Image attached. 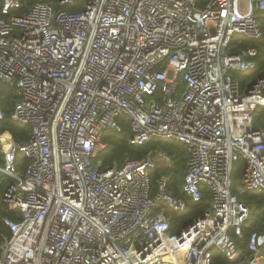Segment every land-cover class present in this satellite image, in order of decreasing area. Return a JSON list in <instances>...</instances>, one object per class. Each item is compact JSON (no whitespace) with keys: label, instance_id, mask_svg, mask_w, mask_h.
I'll return each mask as SVG.
<instances>
[{"label":"built area","instance_id":"1","mask_svg":"<svg viewBox=\"0 0 264 264\" xmlns=\"http://www.w3.org/2000/svg\"><path fill=\"white\" fill-rule=\"evenodd\" d=\"M243 2V3H242ZM0 0V82L17 89L11 119L29 126L26 140L3 134L0 194L10 235L0 264H264V231L242 236L245 192L264 194V67L242 39L263 36L264 0ZM65 6H73L74 10ZM0 108V121L3 119ZM127 144L183 143L181 191L161 174L152 185L151 153L105 164L107 133ZM20 156L26 160L18 170ZM166 162L167 153H160ZM243 159L240 182L233 183ZM211 204L170 234L166 209Z\"/></svg>","mask_w":264,"mask_h":264},{"label":"trees","instance_id":"2","mask_svg":"<svg viewBox=\"0 0 264 264\" xmlns=\"http://www.w3.org/2000/svg\"><path fill=\"white\" fill-rule=\"evenodd\" d=\"M24 6L19 12L30 6L35 0H22ZM71 10L73 6H65ZM74 10V9H73ZM1 15V13H0ZM260 26L263 31V36L258 40L242 39L240 41L241 47H255L258 50L257 60L259 62L258 68L249 73H236L234 76L242 83L249 79L257 77L264 67V11L258 12ZM19 99L18 91L15 87L9 86L0 82V108L3 112V119L0 121V163L2 161L1 150L5 147L2 141L3 134L11 135L15 141L26 140L30 135V127L19 125L11 119V112L14 107V102ZM263 108H258L255 112L254 126L258 128V117L263 113ZM122 130L118 133H107L104 140L107 141L108 147L102 152L101 157L105 164H110L112 160H116L120 165L123 164L124 153L132 160L144 157L152 149H162L166 151L172 158L171 164H167L161 156H156L155 167L151 171L152 185H155L156 180L161 174H168L171 179L169 182V189L176 195L186 198L181 191L179 183L182 182L188 153L186 146L183 143L169 139H154L143 146L132 147L127 144V139L131 134L128 119L121 118ZM172 144V146H169ZM26 160L20 156L18 163V170L21 172L26 166ZM244 161L240 159L236 162L233 170V183L237 185L241 179V173L244 168ZM10 181V178L0 172V194L3 187ZM250 207V215L242 226V236H233L236 244L240 248L242 255L248 257L250 252L248 250V238L252 231H264V194L259 192H245L239 195ZM211 204V194L209 189L201 186V199L197 202L188 201V208L181 213L173 212L166 209L170 220V234L176 235L184 227V225L191 222V220L198 215L199 212L208 208ZM5 215H11L4 206L0 211V244L4 237L10 235L9 229L3 224L1 218ZM212 264H231L226 257L219 251L214 250L212 255Z\"/></svg>","mask_w":264,"mask_h":264},{"label":"rangeland","instance_id":"3","mask_svg":"<svg viewBox=\"0 0 264 264\" xmlns=\"http://www.w3.org/2000/svg\"><path fill=\"white\" fill-rule=\"evenodd\" d=\"M243 3V2H242ZM240 74H243V73H240ZM247 82V81H246ZM264 110V109H263ZM258 119V123H259V126H258V128H264V111H263V113H261V115L257 118ZM169 146H172V144H169ZM162 152H164V153H167L166 151H164V150H162V149H152V150H150L147 154H149V153H151L152 155H153V157H154V159H156V156H159L160 155V153H162ZM146 154V155H147ZM167 156L170 158V161H167L166 163L167 164H171V161H172V158H171V156L167 153ZM184 172H185V170H183ZM168 175V174H167ZM183 181V180H182ZM182 183V182H181ZM181 183H179V185L181 184Z\"/></svg>","mask_w":264,"mask_h":264}]
</instances>
